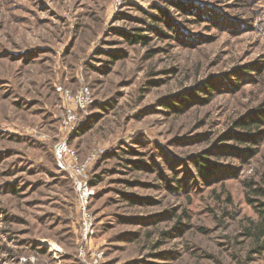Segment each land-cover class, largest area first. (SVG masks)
I'll return each instance as SVG.
<instances>
[{"label": "rangeland", "instance_id": "374dc122", "mask_svg": "<svg viewBox=\"0 0 264 264\" xmlns=\"http://www.w3.org/2000/svg\"><path fill=\"white\" fill-rule=\"evenodd\" d=\"M262 118L264 0H0V264H264Z\"/></svg>", "mask_w": 264, "mask_h": 264}, {"label": "trees", "instance_id": "16d2710c", "mask_svg": "<svg viewBox=\"0 0 264 264\" xmlns=\"http://www.w3.org/2000/svg\"><path fill=\"white\" fill-rule=\"evenodd\" d=\"M145 39H146L145 37L135 34L134 36L128 37V42H130L133 45L139 44V43L147 44V41ZM206 88L211 89V86H208ZM261 122L262 123L264 122V118L261 119ZM254 124H255V122L252 121V122H249L246 124H241L240 127H242L243 129L251 130L252 128H250V127L254 126ZM248 186L252 190V192L256 195L264 193V191L260 188L254 189L253 183H249ZM260 214H261V221H260V223L254 225L253 233H251L250 230L248 231V234L251 236H255L258 241H260L261 239H264V210H260Z\"/></svg>", "mask_w": 264, "mask_h": 264}, {"label": "built area", "instance_id": "2783aa9c", "mask_svg": "<svg viewBox=\"0 0 264 264\" xmlns=\"http://www.w3.org/2000/svg\"><path fill=\"white\" fill-rule=\"evenodd\" d=\"M88 95H89V93H88ZM87 99H88V97L86 96V94L84 92L77 97L76 100L79 102L80 108H82V109L85 108V105L87 103ZM75 119H76V116L73 113H71V111H70V120L73 121ZM67 153H69V151H68V147L66 146V144H60L58 147V154L60 156H63ZM85 168H86V165L83 167V170H85Z\"/></svg>", "mask_w": 264, "mask_h": 264}]
</instances>
